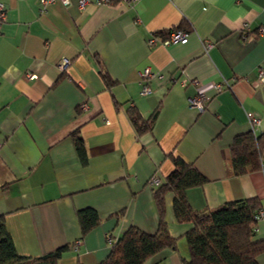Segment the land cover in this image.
<instances>
[{
  "label": "crops",
  "instance_id": "0c3cea01",
  "mask_svg": "<svg viewBox=\"0 0 264 264\" xmlns=\"http://www.w3.org/2000/svg\"><path fill=\"white\" fill-rule=\"evenodd\" d=\"M97 1L0 0V216L17 252L66 246L58 264H96L129 226L155 232L149 179L164 180L174 158L207 179L186 190L192 209L255 197L264 210V170L236 175L229 164L236 135L264 133V0ZM176 29L184 40L161 43ZM197 94L201 110L189 104ZM132 111L147 123L140 132ZM173 197L165 194L164 218L178 248L144 264L188 257L190 225L176 221ZM84 207L99 222L81 236ZM254 238L264 239V218Z\"/></svg>",
  "mask_w": 264,
  "mask_h": 264
},
{
  "label": "trees",
  "instance_id": "16d2710c",
  "mask_svg": "<svg viewBox=\"0 0 264 264\" xmlns=\"http://www.w3.org/2000/svg\"><path fill=\"white\" fill-rule=\"evenodd\" d=\"M103 78L109 82L106 74ZM130 119L140 132L147 127L136 112ZM75 147L82 163L86 155L82 138L78 135ZM229 164L236 175L258 170L264 159V133L255 135L249 131L233 138L229 146ZM174 169L164 180L154 186V198L159 209V221L155 232L148 233L137 226H129L110 246L108 255L96 264H144L165 249L177 250V238L172 236L164 218V197L173 194V211L178 223H188L184 233L188 257L181 264H258L256 256L264 252V239H255V214L260 207L257 198H245L224 202L213 208L194 210L186 199V190L207 181L191 163L174 158ZM81 236L99 222L97 211L84 207L76 211ZM66 246H60L37 257L17 252L0 216V264H58ZM157 262L156 264H159Z\"/></svg>",
  "mask_w": 264,
  "mask_h": 264
},
{
  "label": "built area",
  "instance_id": "2783aa9c",
  "mask_svg": "<svg viewBox=\"0 0 264 264\" xmlns=\"http://www.w3.org/2000/svg\"><path fill=\"white\" fill-rule=\"evenodd\" d=\"M55 0H42V4H48V3H51V2H54ZM60 2H62L63 4H67L68 3V0H58ZM108 0H98L97 1V4L101 3V2H107ZM133 1V0H132ZM86 0H80V6H84ZM5 18V7H4V4L3 2H0V21H3ZM243 29H244V32L242 33V36L243 37H246V33L245 31L248 30V24L247 23H244L243 24ZM185 35L186 33L180 29H176V30H173L171 32H169L168 34V37L164 38V39H159L161 41V43L163 44H169V43H173V42H177V41H182L185 39ZM157 41V37L156 36H151L149 39H148V42L149 43H154ZM209 44H207L206 47H208ZM68 59L66 58H63L61 59L59 62H58V66L61 68V69H65L67 64H68ZM144 75H148L150 74L149 70L148 69H145L144 72H143ZM259 78L261 80H264V69H260L259 70ZM29 77H33L34 75L32 74H28ZM216 87H219L217 84H215ZM149 92V88L147 87H144L142 88V91L141 93L143 94H146ZM202 98H203V95L201 94H197L191 98H189V104L191 106H194V107H197L199 110L203 109V101H202ZM249 121H250V124L252 126V128L254 127V125L258 124L259 123V118L255 115V114H251L250 117H249ZM261 168L262 170H264V159H262L261 161ZM149 183L151 185H158L160 183V179L157 178V177H153V178H150L149 179ZM255 218L258 220V219H261V218H264V210H262L261 208H259L257 210V213L255 214Z\"/></svg>",
  "mask_w": 264,
  "mask_h": 264
}]
</instances>
